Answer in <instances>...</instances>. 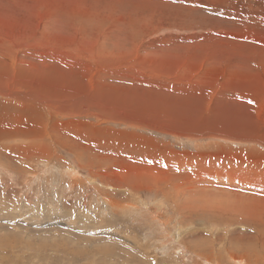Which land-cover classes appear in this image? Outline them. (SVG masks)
Wrapping results in <instances>:
<instances>
[{"label":"rangeland","instance_id":"obj_1","mask_svg":"<svg viewBox=\"0 0 264 264\" xmlns=\"http://www.w3.org/2000/svg\"><path fill=\"white\" fill-rule=\"evenodd\" d=\"M0 264H264V0H0Z\"/></svg>","mask_w":264,"mask_h":264},{"label":"bare ground","instance_id":"obj_2","mask_svg":"<svg viewBox=\"0 0 264 264\" xmlns=\"http://www.w3.org/2000/svg\"><path fill=\"white\" fill-rule=\"evenodd\" d=\"M118 210V209H117ZM122 211V210H121ZM202 254V253H201Z\"/></svg>","mask_w":264,"mask_h":264}]
</instances>
